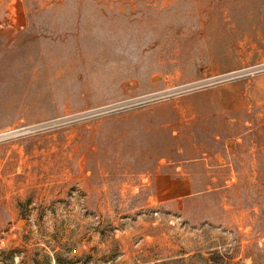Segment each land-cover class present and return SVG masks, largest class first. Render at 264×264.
<instances>
[{"label": "rangeland", "instance_id": "1", "mask_svg": "<svg viewBox=\"0 0 264 264\" xmlns=\"http://www.w3.org/2000/svg\"><path fill=\"white\" fill-rule=\"evenodd\" d=\"M0 264H264V0H0Z\"/></svg>", "mask_w": 264, "mask_h": 264}, {"label": "crops", "instance_id": "2", "mask_svg": "<svg viewBox=\"0 0 264 264\" xmlns=\"http://www.w3.org/2000/svg\"><path fill=\"white\" fill-rule=\"evenodd\" d=\"M221 147V146H220ZM232 148V147H231ZM223 149L212 151L211 161L212 167L219 168V173L215 174V178L219 183H234L236 182V175L231 172L233 165L231 163L230 153ZM207 153H204L206 155ZM203 160L207 158H202ZM186 160L178 162H167L164 165L157 166L156 172L153 174V183L156 188V192L159 194L161 200H175L185 199L191 194L192 181H190L187 172L184 171L183 164ZM228 169L229 174L224 175V172Z\"/></svg>", "mask_w": 264, "mask_h": 264}, {"label": "water", "instance_id": "3", "mask_svg": "<svg viewBox=\"0 0 264 264\" xmlns=\"http://www.w3.org/2000/svg\"><path fill=\"white\" fill-rule=\"evenodd\" d=\"M23 223V222H22Z\"/></svg>", "mask_w": 264, "mask_h": 264}]
</instances>
